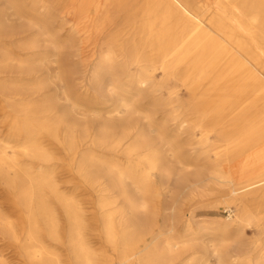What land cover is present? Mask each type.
<instances>
[{
  "label": "bare ground",
  "instance_id": "obj_1",
  "mask_svg": "<svg viewBox=\"0 0 264 264\" xmlns=\"http://www.w3.org/2000/svg\"><path fill=\"white\" fill-rule=\"evenodd\" d=\"M62 1V10L72 12L77 18L74 31L85 20L91 27V35H109L104 44L107 50L98 57L92 72L89 90L93 96L107 99L121 92L137 99L144 93L177 94L182 87L195 100L180 106L181 113L173 117L178 122L177 134L165 137L160 133L153 137L157 110H165L178 100L172 103L165 97L159 98L152 110L143 114L144 124L137 126L128 119L137 112V104L124 96L111 114H128L125 121L109 120L91 139L96 147L111 141L114 149L124 148L128 158L124 169L103 162L99 165L92 153L80 150L87 131L75 134L67 121L57 120L52 114L51 100L29 102L25 119L13 124L8 139L0 138V177L7 176L5 182L21 195V202L14 208L26 220L9 215L0 206V241L9 240L24 258V264H61L45 245V239L62 240L57 210L49 203L53 199L65 216V244L73 261L96 264L86 243L83 210L73 196L60 193L55 174L48 169L54 157L35 140L37 135L47 134L63 147L73 162L77 160L74 165L87 185L99 187L103 193L116 192L103 197L99 207L102 231L118 253V264H177L180 257L176 255L180 243L169 242L160 250L152 247L158 236L147 243L150 231L142 227L143 222L131 221L137 211L148 208L146 199H138L133 189L137 191L139 186H144L152 173L159 175L161 184L173 175H180L183 183L193 179V193L199 192L201 197L214 193L212 186L198 189L206 181L227 188L221 204L230 213L228 218L212 229L215 236L202 247V256L193 254L178 264H264V0ZM113 8L118 9L116 20L110 17ZM43 10L49 15L52 11L46 4ZM118 22L124 23L123 27L110 34ZM37 28L40 35L30 43L35 54L45 47L44 43H49V36L45 34L48 24ZM246 28L251 29L252 35L246 34ZM155 58L158 59L156 66ZM194 58L198 64L184 72L180 70L182 64H192ZM43 59H46L45 53ZM21 69L27 75L36 72L28 63L21 65ZM158 70L162 72L159 79ZM173 79L181 80L182 84L170 85ZM45 86L44 81L38 84L41 90ZM198 93L203 97H196ZM210 94L223 96L208 99ZM175 110L179 111V107ZM182 111L188 114L184 116ZM181 133L190 138L199 134L198 145L207 154L214 152L215 158L199 165L198 158L184 155L179 140ZM19 136H23L24 142L13 145L10 138ZM184 144L189 145V141ZM8 149H16L46 165L39 167L40 172L34 175L30 167L20 166L17 154L9 157ZM4 165L14 171L13 178L8 177L9 171L3 173ZM191 167L196 169L193 174L185 172ZM98 173L108 176L110 183L107 185ZM137 175L143 177L145 184L135 181ZM119 200L123 202L122 208L117 207ZM192 224L190 220L187 222L188 230L193 229ZM253 225L262 236L245 242L246 228ZM204 229L207 227H197L195 231ZM183 244L188 249L194 241ZM1 252L2 249L0 264H8Z\"/></svg>",
  "mask_w": 264,
  "mask_h": 264
},
{
  "label": "rangeland",
  "instance_id": "obj_2",
  "mask_svg": "<svg viewBox=\"0 0 264 264\" xmlns=\"http://www.w3.org/2000/svg\"><path fill=\"white\" fill-rule=\"evenodd\" d=\"M62 0H0V138L8 139V134L13 130V124L19 119H25V110L28 103H39L43 99L51 100L53 103V113L57 120H65L74 128L75 134L81 131H87V138L83 142L87 153H92L98 160L99 165L115 164L119 169H124L128 165V158L124 153V148L114 149L111 141L101 146H93L91 139L94 137L101 126H104L109 120H116L117 123L124 122L128 114L121 113L112 115L113 110L121 103L124 93H119L107 99L95 97L89 90L92 72L98 61V57L107 50L105 40L108 34L100 37L91 35V27L84 21L78 27V31L73 30L76 16L72 12L62 10ZM51 7L49 14L43 10L44 4ZM71 8V7H70ZM70 8L68 10H70ZM64 9V8H63ZM118 9L110 10V17L116 20ZM48 24V31L45 33L49 36V43L42 42L45 47L34 53L30 48L33 38L40 35L37 26ZM124 24V23H123ZM119 22L117 28L110 34L123 27ZM246 34L252 35L251 29L246 28ZM46 59H43V54ZM155 66L158 61L154 59ZM195 62V63H193ZM24 63L31 64L36 72L35 75H27L22 72L21 65ZM198 64L196 58L192 64H182L181 71L188 67ZM162 76L161 71H156V77ZM106 78V77H105ZM44 81L46 86L40 89L38 84ZM181 80L173 79L170 85H181ZM5 95L10 98H4ZM221 94H210L209 99H217ZM127 99L135 100L137 112L130 114L133 124L142 126L144 120L143 114L152 110L153 103L159 98H166L173 101L171 106L165 110H157L155 114L156 124L155 132L151 133L156 137L164 133L165 137H172L178 133L176 127L178 122L173 121V117L181 113L180 106H185L195 100L189 95L187 90L180 88L177 94H171L168 91L162 93L149 94L144 93L137 99L125 96ZM198 98L203 97L200 93ZM243 99V98H241ZM180 102V103H179ZM179 107V111L175 108ZM183 115L188 112L182 111ZM113 116V117H112ZM166 121V122H164ZM164 125V127H163ZM65 129L64 126L62 130ZM117 134L119 129H116ZM115 132V133H116ZM13 145L17 146L24 142L23 136L19 138H10ZM39 145L44 147L47 152L53 155L54 159L49 163V170L53 171L58 181L60 193L66 194L67 197L73 196L80 204L86 220V243L90 247L96 264H118V253L106 241L102 231V210L99 202L110 192L103 193L99 187L94 188L87 185L77 172V160L72 161L63 147L56 142L54 138L47 134H40L35 137ZM180 143L184 148V155L189 158H198L199 165L205 164L209 159L215 158L214 152L205 153L203 147L199 146L200 135L191 137L188 134H180ZM189 141V145L187 143ZM208 149L206 148L205 151ZM17 154L20 166L31 168L30 171L36 175L40 168L46 164L34 161L20 154L16 149H8L7 155L14 157ZM76 164V165H74ZM48 165V164H47ZM74 165V166H73ZM26 170V169H25ZM3 173L9 171L13 178L14 171L9 170L8 166L2 168ZM196 171L194 167L187 169L185 172L193 174ZM98 177L110 183V178L100 173ZM7 177V176H6ZM5 176L0 177V206L9 215L26 220L25 215L14 207L21 202V195L14 190V187L7 184ZM180 175H173L161 184L160 177L157 173L149 176L147 183L143 182V177L137 175L136 182L144 183L139 186L138 190L133 192L140 200L146 199L148 208L145 211H137L131 216L132 222H143L142 227L150 231L146 236L147 243H151L155 236L158 240L152 245L159 250L166 247L169 242H178L180 247L176 251V263H180L190 255L202 256L203 248L213 239V228L223 222L229 216V212L224 209L225 196L227 188L217 183H210L198 186L205 190L208 187L214 189L213 195L201 197L200 193L194 194L195 186L193 179L190 183L180 181ZM206 186V187H205ZM201 191V189H200ZM113 195L115 191L111 192ZM110 193V194H111ZM203 193V192H202ZM49 203L57 210V216L60 226V241L45 239V245L56 255L61 264H76L65 244L66 239V220L59 204L49 199ZM123 202L119 200L117 207L122 208ZM192 221V228L188 230L186 224ZM206 226L207 229L195 231L197 227ZM245 242H252L262 236L257 226L247 227ZM194 241L192 247L185 249L184 244L187 241ZM9 240L0 241L1 254L5 256L8 264H24V258L18 250L10 245ZM212 261H214L212 259Z\"/></svg>",
  "mask_w": 264,
  "mask_h": 264
}]
</instances>
